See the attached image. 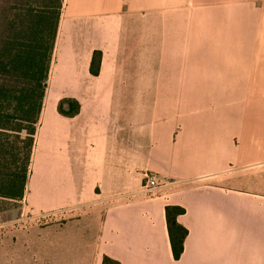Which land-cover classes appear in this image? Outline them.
Wrapping results in <instances>:
<instances>
[{
	"label": "crops",
	"instance_id": "crops-1",
	"mask_svg": "<svg viewBox=\"0 0 264 264\" xmlns=\"http://www.w3.org/2000/svg\"><path fill=\"white\" fill-rule=\"evenodd\" d=\"M19 202L0 264H264V0H63Z\"/></svg>",
	"mask_w": 264,
	"mask_h": 264
},
{
	"label": "trees",
	"instance_id": "trees-1",
	"mask_svg": "<svg viewBox=\"0 0 264 264\" xmlns=\"http://www.w3.org/2000/svg\"><path fill=\"white\" fill-rule=\"evenodd\" d=\"M63 0H0V196L23 195ZM101 51L92 52L89 70L99 71ZM73 98L58 101L66 116L79 111ZM185 209L165 205L172 255L183 251L187 228L177 221ZM101 264H120L103 255Z\"/></svg>",
	"mask_w": 264,
	"mask_h": 264
},
{
	"label": "rangeland",
	"instance_id": "rangeland-1",
	"mask_svg": "<svg viewBox=\"0 0 264 264\" xmlns=\"http://www.w3.org/2000/svg\"><path fill=\"white\" fill-rule=\"evenodd\" d=\"M36 219L29 215V212L19 202V199L0 196V234L10 235L12 234L11 231L15 230L16 227H24ZM44 219L47 218L41 217L39 221L42 222ZM9 225H11L10 228L7 227Z\"/></svg>",
	"mask_w": 264,
	"mask_h": 264
},
{
	"label": "built area",
	"instance_id": "built-area-1",
	"mask_svg": "<svg viewBox=\"0 0 264 264\" xmlns=\"http://www.w3.org/2000/svg\"><path fill=\"white\" fill-rule=\"evenodd\" d=\"M160 182L157 180V178L150 174V173H145L144 174V181L142 184V188L145 192H151L153 189H156L159 187Z\"/></svg>",
	"mask_w": 264,
	"mask_h": 264
}]
</instances>
